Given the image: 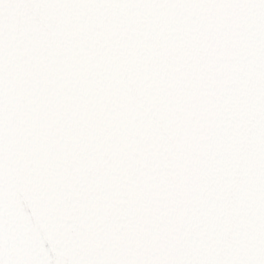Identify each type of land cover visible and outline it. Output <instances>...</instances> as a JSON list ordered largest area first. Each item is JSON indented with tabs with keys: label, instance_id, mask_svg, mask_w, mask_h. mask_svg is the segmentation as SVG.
Returning a JSON list of instances; mask_svg holds the SVG:
<instances>
[{
	"label": "snow or ice",
	"instance_id": "6c2138e0",
	"mask_svg": "<svg viewBox=\"0 0 264 264\" xmlns=\"http://www.w3.org/2000/svg\"><path fill=\"white\" fill-rule=\"evenodd\" d=\"M0 264H264V0H0Z\"/></svg>",
	"mask_w": 264,
	"mask_h": 264
}]
</instances>
